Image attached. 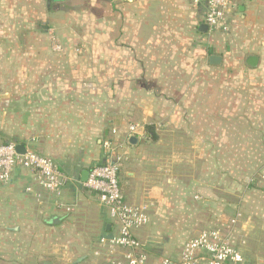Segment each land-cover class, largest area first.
<instances>
[{"label":"crops","instance_id":"obj_1","mask_svg":"<svg viewBox=\"0 0 264 264\" xmlns=\"http://www.w3.org/2000/svg\"><path fill=\"white\" fill-rule=\"evenodd\" d=\"M232 1L229 31L201 33L205 7L190 0H90L85 41H76L80 31L71 34L68 21H60L62 50L54 52L48 42L52 29L43 26L37 32L33 24L20 25L18 8L5 13L0 0V143L50 158L73 180L58 197L70 209L66 212L54 207L56 198L34 184L31 172L15 168L10 182L0 185V252H12L22 238L39 239L50 226L60 227L77 249L90 238L114 234L116 226L96 195L79 183L84 172L104 163L102 142L111 129L122 139L132 124L142 130L133 136L135 144L128 141L118 182L123 202L154 204L148 225L135 233L148 256L146 247L158 227L168 225L166 233L175 234L195 222L183 211L195 202L216 203L212 228H227L240 211L234 202L227 215L230 205L220 195L225 173L211 181L215 175L205 151L212 127L226 119L221 72L226 64L242 71L235 76L237 87L250 82L251 124L264 129V0ZM65 5V19L84 17L85 9L80 14ZM250 56L256 57L255 66L247 64ZM213 57L219 62L212 64ZM202 72L219 76L216 88L206 79L196 83ZM146 126H152L154 140ZM219 138L225 140V134ZM178 140L201 145V157L192 149L182 158ZM261 204L256 202L254 216L241 219L236 244L243 239L246 245L255 235L264 219ZM53 218H59L58 225H48ZM181 246L168 254L171 259H178ZM84 249L82 259L90 257L92 245ZM242 256L243 264H252ZM254 264L263 263L256 258Z\"/></svg>","mask_w":264,"mask_h":264},{"label":"rangeland","instance_id":"obj_2","mask_svg":"<svg viewBox=\"0 0 264 264\" xmlns=\"http://www.w3.org/2000/svg\"><path fill=\"white\" fill-rule=\"evenodd\" d=\"M89 1L57 0L48 4L47 0H2V8L5 13L11 8L13 10L18 8L19 24H26L27 22L33 24L37 32H41L43 26H48V28L52 29L50 35L52 34L53 36L48 39V42L52 45L54 43L59 44V41L63 40L61 37L64 30H62L63 28L60 29L59 26L62 25L60 21L64 22L65 20L66 22L68 21L67 27L71 34L75 31L82 33L81 36L79 35L80 33L78 34L80 39L77 38L75 40L85 41L83 38L86 36L83 32L84 30L87 31L90 25ZM103 1L106 2L107 0ZM119 1L115 0V2ZM12 2L13 4H11ZM65 4H68L72 9L79 10L80 14L85 9L84 13L82 12L83 14H81L84 17L74 18V14H72L65 19ZM59 11L63 12L61 16ZM8 19V17H5L4 21ZM221 72L226 75L227 92L225 105L228 109L226 110V115H222L226 119L221 122L220 127L218 122L212 127L211 140H205V151L209 149L212 176L215 175L214 178H211V181L217 180L219 173H225V178L224 180L222 179L225 184H223L224 188L220 195L222 198L225 197L226 203L230 205L227 215L234 210L232 205L235 202L238 207L237 210L245 218L258 211L256 202L260 204L263 202L264 204V192L262 191L264 190V139L262 138L264 137V129L257 127L255 123L253 126L251 124L250 107L253 96L249 88L250 82L246 83L245 87L239 88L237 87L238 83L235 81V76L242 71L236 70L235 65L226 64ZM218 77L216 74L202 72L196 83H202V80L206 79V84L210 81L211 85L216 88ZM234 109L237 111H233ZM222 134H225V140H220L219 136H222ZM187 141L178 140V153L180 156L183 158L182 154L188 155L190 150L194 149V152L201 157L202 146L199 144H187ZM216 194L218 193L216 192ZM215 204L209 202L201 205L195 202L192 208L183 209L184 212L189 211L190 215H193L195 222L191 225L181 226L182 231L180 229L175 234L166 233L169 228L168 225L158 227L153 243L150 244V247H146L151 263L159 261L162 257L171 258L168 254L177 251L181 244L195 237L200 231L211 229L213 224L210 217L213 216L216 210L214 208ZM106 214L108 215L107 212ZM259 222L255 226V235L250 237L251 239L246 242L242 250L245 258L252 264L255 263L256 258L262 260L264 264V219H260ZM61 230L58 226H50L44 228L37 240L32 242L26 240V238L18 240L15 250H12V252L8 250L0 252V264L99 263V258L93 255L92 250H90V257L86 256L83 259L81 257L83 254H87L84 248H87L89 244L93 248L99 236L85 241L83 249H77V245H75L77 242L67 240L68 238L64 237ZM93 231L96 230L94 229ZM164 237L167 239H164ZM3 243L5 242L3 241Z\"/></svg>","mask_w":264,"mask_h":264},{"label":"built area","instance_id":"obj_3","mask_svg":"<svg viewBox=\"0 0 264 264\" xmlns=\"http://www.w3.org/2000/svg\"><path fill=\"white\" fill-rule=\"evenodd\" d=\"M190 2L193 6L205 7L203 23L208 31H229L226 21L235 7L232 0ZM52 50L60 52L62 48L54 43ZM140 130L142 127L136 124L129 125L123 138L119 139L116 137L117 130L112 128L110 135L102 142L104 163L91 167L86 180L79 183L81 189L96 195L100 207L108 213L109 219L116 226L114 234L98 237L92 248L93 255L99 258L101 264H243L240 248L245 245V241L239 238V243H235L238 237L237 228L243 218L241 212H236L228 220L227 228L205 229L184 242L178 259L162 257L151 263L135 233L148 225L149 212L154 204L151 201L138 205L123 202L118 182L120 170L127 160L124 150L128 146L129 138L137 135ZM16 147L17 144L13 142L0 143V185L10 182L15 168H23L31 172L37 187L56 198L53 202L56 209L69 212L70 209L58 197L73 180L50 158L31 150L20 154ZM26 191L32 190L28 188Z\"/></svg>","mask_w":264,"mask_h":264},{"label":"water","instance_id":"obj_4","mask_svg":"<svg viewBox=\"0 0 264 264\" xmlns=\"http://www.w3.org/2000/svg\"><path fill=\"white\" fill-rule=\"evenodd\" d=\"M199 31H200L201 33H206V32L208 31V28H207V26H206L205 24H203V25H201V26L199 27ZM218 62H219V59H218L217 57H213V58L211 59V63H212V64H215V63H218ZM256 62H257L256 57L250 56V57L247 59V64L250 65V66H255V65H256ZM129 143H130V144H135V143H136V137H133V136L130 137V138H129ZM16 149H17V152L20 153V154H23L24 151H25V149H24V147H23L22 145H17ZM87 175H88V172H84V173H83V176H82V180H83V181L86 180ZM59 222H60L59 218H53V219H51L50 221H48V223L51 224V225H58Z\"/></svg>","mask_w":264,"mask_h":264},{"label":"trees","instance_id":"obj_5","mask_svg":"<svg viewBox=\"0 0 264 264\" xmlns=\"http://www.w3.org/2000/svg\"><path fill=\"white\" fill-rule=\"evenodd\" d=\"M53 1H57V0H47L48 4H50V2H53ZM59 1V0H58ZM145 130L146 132L152 137V139L154 140V136H153V128L152 126H146L145 127ZM50 225V224H48Z\"/></svg>","mask_w":264,"mask_h":264}]
</instances>
